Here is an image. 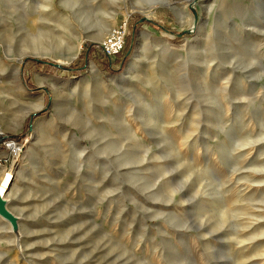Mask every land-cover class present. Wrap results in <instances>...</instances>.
Segmentation results:
<instances>
[{"label": "rangeland", "instance_id": "374dc122", "mask_svg": "<svg viewBox=\"0 0 264 264\" xmlns=\"http://www.w3.org/2000/svg\"><path fill=\"white\" fill-rule=\"evenodd\" d=\"M132 1L0 0V264H264V0Z\"/></svg>", "mask_w": 264, "mask_h": 264}, {"label": "bare ground", "instance_id": "6f19581e", "mask_svg": "<svg viewBox=\"0 0 264 264\" xmlns=\"http://www.w3.org/2000/svg\"><path fill=\"white\" fill-rule=\"evenodd\" d=\"M192 0H188V2H191ZM263 1V0H262ZM156 6V1L153 0H133L132 3L130 4V9L126 10L123 14L125 17L128 16L131 10H136L142 13L143 15H151L152 10ZM125 8V7H124ZM120 13H115L114 15L109 16V18L112 20V22H105L101 23L98 26V31L101 33H107V31L113 27V20H115V16H117ZM259 15V14H257ZM262 14L259 15V18H263L261 16ZM184 17V14L182 18ZM109 33V31H108ZM39 41L36 42L33 46L28 48L26 50L27 53L38 57V56H44L48 55L51 53V51L43 46L42 44H38ZM80 48V40L78 39L76 44L74 45L73 48V54L66 59V61H62V64L69 63L73 58L76 57L77 52ZM144 46H142L138 52L133 56L131 61L128 64L127 70L124 75L120 76L119 80L115 81V83L119 86L122 85L123 82L127 80V78L130 76V74L137 68L138 62L141 58V55L143 53ZM53 55V53H52ZM18 56V55H17ZM16 59V58H15ZM22 56H19L16 61L21 62ZM16 76V73H15ZM16 78V77H15ZM18 82L17 80L15 83ZM44 82V81H42ZM72 83V82H71ZM70 84V83H69ZM17 84H15L16 87ZM19 86V84H18ZM20 87V86H19ZM19 90H21L19 88ZM40 107V101H38L37 108ZM54 109L56 110V103L54 105ZM31 110V109H30ZM37 128H34L35 132H37ZM10 146L14 148L15 151H18L19 155L21 154L22 147H19L15 143H11ZM13 177L10 176L9 174H5V172L0 171V226L3 227L6 231H8V236L10 238L9 243H12L13 245L15 244V239L10 233L11 231L16 235V239H19V234L17 230L21 232V225H18V218L13 216L9 210H8V201L7 199L11 196L12 190H13ZM3 220V221H2ZM2 240V239H1ZM23 244V243H22ZM12 245V246H13Z\"/></svg>", "mask_w": 264, "mask_h": 264}, {"label": "built area", "instance_id": "2783aa9c", "mask_svg": "<svg viewBox=\"0 0 264 264\" xmlns=\"http://www.w3.org/2000/svg\"><path fill=\"white\" fill-rule=\"evenodd\" d=\"M126 33V22L110 30L99 43L102 54L107 58H114L117 56L123 49ZM0 142L9 151L12 157H17L19 155L18 151H15L14 148L10 146L11 143H15L20 147L16 141L9 139L5 140V137L1 135Z\"/></svg>", "mask_w": 264, "mask_h": 264}, {"label": "trees", "instance_id": "16d2710c", "mask_svg": "<svg viewBox=\"0 0 264 264\" xmlns=\"http://www.w3.org/2000/svg\"><path fill=\"white\" fill-rule=\"evenodd\" d=\"M128 55V54H127ZM127 58H128V56H124V63L126 62V60H127ZM124 63H123V65H124ZM37 64H43V63H37ZM51 66V65H50ZM111 71H113V72H116V70H112L111 69ZM48 111V109L45 111V112H43L42 114H40V116H42L43 114H45L46 112Z\"/></svg>", "mask_w": 264, "mask_h": 264}, {"label": "water", "instance_id": "95a60500", "mask_svg": "<svg viewBox=\"0 0 264 264\" xmlns=\"http://www.w3.org/2000/svg\"><path fill=\"white\" fill-rule=\"evenodd\" d=\"M74 59H75V58H73L70 62H72ZM70 62H69V63H70ZM50 65L55 66V67H57V68H60V64H53V63H50Z\"/></svg>", "mask_w": 264, "mask_h": 264}]
</instances>
